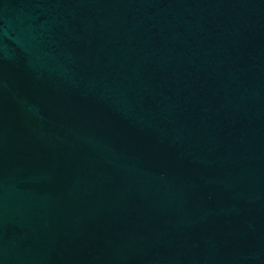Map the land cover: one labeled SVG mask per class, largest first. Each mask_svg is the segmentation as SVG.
<instances>
[{"label": "water", "instance_id": "water-1", "mask_svg": "<svg viewBox=\"0 0 264 264\" xmlns=\"http://www.w3.org/2000/svg\"><path fill=\"white\" fill-rule=\"evenodd\" d=\"M0 264H264V0H0Z\"/></svg>", "mask_w": 264, "mask_h": 264}]
</instances>
